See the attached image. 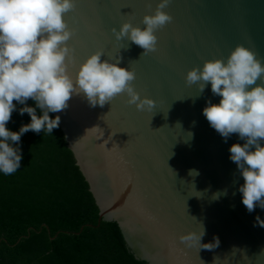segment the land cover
Segmentation results:
<instances>
[{
  "label": "water",
  "instance_id": "1",
  "mask_svg": "<svg viewBox=\"0 0 264 264\" xmlns=\"http://www.w3.org/2000/svg\"><path fill=\"white\" fill-rule=\"evenodd\" d=\"M159 0H75L65 16L75 34L69 74L101 51L102 60L134 70L135 90L153 99L151 112L137 111L115 97L92 108L73 96L60 115L69 147L90 184L100 221L120 224L130 250L148 264H264V220L259 207L248 213L238 187L244 183L229 159L233 134L224 139L202 114L206 101L219 103L210 85L201 94L186 73L207 60L226 59L237 46L254 51L264 63V0H170L173 21L158 30L157 51L141 56L129 41H116L112 29L123 23L143 28ZM149 5L151 6L149 8ZM127 49V50H126ZM191 133V137L190 134ZM196 170L198 175H189ZM226 193V194H225ZM205 230L201 243L181 237ZM83 230V229H82ZM54 237L53 239H55Z\"/></svg>",
  "mask_w": 264,
  "mask_h": 264
},
{
  "label": "clouds",
  "instance_id": "2",
  "mask_svg": "<svg viewBox=\"0 0 264 264\" xmlns=\"http://www.w3.org/2000/svg\"><path fill=\"white\" fill-rule=\"evenodd\" d=\"M169 3L159 0L154 14L143 17V28L127 22L119 30L113 28L115 40L140 47L141 56L156 52L155 33L173 21L164 11ZM74 9L75 0H0V173L5 176L21 167V137L30 131L52 134L61 117L52 118L50 113L64 112L73 96H82L92 108H103L119 95H126V103L137 111L151 112L155 107L153 99L142 98L135 90V71L118 66L121 58L102 60L103 52L97 51L79 65L74 78L69 74L75 50L68 42L75 32L65 16ZM185 81L197 84L201 94L210 85L212 95L220 98L219 103L206 101L202 114L225 143L233 134L244 141L229 148V159L244 181L238 192L248 213L257 207L264 210V63L254 51L237 45L226 59L207 60L189 70ZM29 100L35 107L27 106ZM18 104L24 105L19 114L27 113L30 123L13 132L7 125ZM189 175L198 172L190 170ZM253 226L264 228V220L255 217ZM204 235L203 227L181 240L200 249L219 247L218 237L201 243Z\"/></svg>",
  "mask_w": 264,
  "mask_h": 264
},
{
  "label": "trees",
  "instance_id": "3",
  "mask_svg": "<svg viewBox=\"0 0 264 264\" xmlns=\"http://www.w3.org/2000/svg\"><path fill=\"white\" fill-rule=\"evenodd\" d=\"M21 107L10 131L30 123ZM19 147L20 169L0 173V264H148L130 250L118 222L99 224L100 208L61 126L27 132Z\"/></svg>",
  "mask_w": 264,
  "mask_h": 264
}]
</instances>
